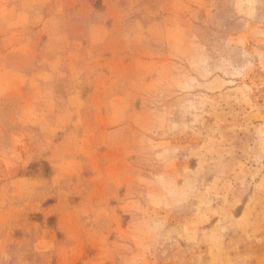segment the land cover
Here are the masks:
<instances>
[{
	"label": "rangeland",
	"instance_id": "1",
	"mask_svg": "<svg viewBox=\"0 0 264 264\" xmlns=\"http://www.w3.org/2000/svg\"><path fill=\"white\" fill-rule=\"evenodd\" d=\"M0 264H264V0H0Z\"/></svg>",
	"mask_w": 264,
	"mask_h": 264
}]
</instances>
